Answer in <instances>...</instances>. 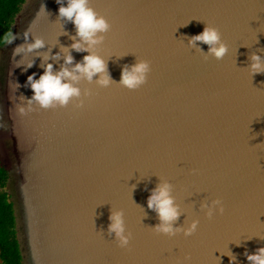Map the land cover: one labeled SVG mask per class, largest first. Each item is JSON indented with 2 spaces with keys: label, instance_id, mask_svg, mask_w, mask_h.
Listing matches in <instances>:
<instances>
[{
  "label": "water",
  "instance_id": "95a60500",
  "mask_svg": "<svg viewBox=\"0 0 264 264\" xmlns=\"http://www.w3.org/2000/svg\"><path fill=\"white\" fill-rule=\"evenodd\" d=\"M90 6L112 25L92 51L115 83L81 79L82 108L73 99L50 110L33 103L25 116L16 109L34 95L29 76L39 80L47 64L60 71L69 51L74 64L89 54L71 49L76 27L59 18L56 0H28L13 25L44 47L17 56L23 38L0 47V165L22 264H233L230 255L251 264L246 253L264 247V73L247 67L253 53L264 57V0ZM209 23L229 46L222 60H205L187 43ZM137 59L150 60L152 71L129 91L118 84ZM162 179L182 213L176 227L200 220L192 236L153 231L160 220L147 204ZM216 198L225 212L210 220L202 205ZM113 210L124 212L129 249L108 234Z\"/></svg>",
  "mask_w": 264,
  "mask_h": 264
},
{
  "label": "clouds",
  "instance_id": "9594fccd",
  "mask_svg": "<svg viewBox=\"0 0 264 264\" xmlns=\"http://www.w3.org/2000/svg\"><path fill=\"white\" fill-rule=\"evenodd\" d=\"M56 3L60 5L59 18L72 22L76 27V37L79 39L73 38L71 49L78 52H88L89 54L84 56L82 62L74 64V57L69 51V54L64 57L65 66H62L60 71L54 72L53 65L47 64L39 80L35 79L36 73L29 76L26 86L31 87L34 95L27 100V107L16 105L18 113L22 116L34 111L31 107L33 103H38L41 109L50 110L58 107H67L73 99H77L79 103L76 104V107H84V101L80 99L81 90L76 86L81 79H87L91 82L93 77L99 75V79L96 82L103 88L111 87L115 83L108 72L107 61L92 51L96 45L103 43V34L111 30L112 25L109 20L90 6V0H56ZM43 9H45L44 5H42ZM205 25L202 33L187 37V43L191 48L204 53L205 60L209 57L222 60L228 54L229 46L223 40L222 33L218 27L210 23ZM21 38L26 41V44L14 48L15 56L44 47V41L41 38H35L34 43H27L29 39H32L31 31L28 29L22 34H14L9 30L0 37V44L12 45L17 39ZM198 42L209 46L207 53L199 47ZM65 51L68 50L66 49ZM249 59L251 62L247 68L253 75L264 73V57L253 53ZM73 64L74 67L70 70L67 65ZM31 66V63L27 65V67ZM151 71L150 60L137 59L134 64L123 67L118 85L129 91L138 90L147 83ZM85 95L90 96L91 92H87ZM196 172H198V169H193V173ZM172 192L173 185L163 179L152 190L147 206L157 212L160 220V223L156 225L153 231L167 236H175L177 232L182 231L185 237H190L197 232L200 220H192L186 228L176 227V222L182 213L179 205L175 203V197ZM202 208L207 209L206 216L210 220L214 217L217 210L221 215L225 212L224 203L220 198L212 200L211 205L205 202ZM109 219L111 221L108 227L109 236L114 234V242L117 246L122 249H129L133 234L127 230L123 210H113ZM246 255L251 264H264V247L259 248L254 254L248 255L246 253ZM229 257L234 264L236 257L232 255Z\"/></svg>",
  "mask_w": 264,
  "mask_h": 264
},
{
  "label": "trees",
  "instance_id": "16d2710c",
  "mask_svg": "<svg viewBox=\"0 0 264 264\" xmlns=\"http://www.w3.org/2000/svg\"><path fill=\"white\" fill-rule=\"evenodd\" d=\"M27 0H0V37L13 25ZM4 44H0V47ZM8 173L0 165V260L1 264H22V256L16 235L13 204L6 190Z\"/></svg>",
  "mask_w": 264,
  "mask_h": 264
},
{
  "label": "rangeland",
  "instance_id": "374dc122",
  "mask_svg": "<svg viewBox=\"0 0 264 264\" xmlns=\"http://www.w3.org/2000/svg\"><path fill=\"white\" fill-rule=\"evenodd\" d=\"M28 1V0H27ZM7 190V192H8V189H6ZM0 263H1V261H0Z\"/></svg>",
  "mask_w": 264,
  "mask_h": 264
},
{
  "label": "flooded vegetation",
  "instance_id": "af4514ba",
  "mask_svg": "<svg viewBox=\"0 0 264 264\" xmlns=\"http://www.w3.org/2000/svg\"><path fill=\"white\" fill-rule=\"evenodd\" d=\"M1 261V260H0ZM1 264V263H0Z\"/></svg>",
  "mask_w": 264,
  "mask_h": 264
},
{
  "label": "bare ground",
  "instance_id": "6f19581e",
  "mask_svg": "<svg viewBox=\"0 0 264 264\" xmlns=\"http://www.w3.org/2000/svg\"><path fill=\"white\" fill-rule=\"evenodd\" d=\"M34 1V0H33Z\"/></svg>",
  "mask_w": 264,
  "mask_h": 264
}]
</instances>
